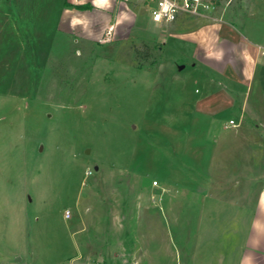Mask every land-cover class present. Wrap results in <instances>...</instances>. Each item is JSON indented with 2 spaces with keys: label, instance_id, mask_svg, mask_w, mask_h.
<instances>
[{
  "label": "rangeland",
  "instance_id": "obj_1",
  "mask_svg": "<svg viewBox=\"0 0 264 264\" xmlns=\"http://www.w3.org/2000/svg\"><path fill=\"white\" fill-rule=\"evenodd\" d=\"M59 1L0 0V264H221L262 202L264 102L201 78L200 33L230 59L264 0L162 26L142 0L81 6L36 58L27 24Z\"/></svg>",
  "mask_w": 264,
  "mask_h": 264
},
{
  "label": "crops",
  "instance_id": "obj_2",
  "mask_svg": "<svg viewBox=\"0 0 264 264\" xmlns=\"http://www.w3.org/2000/svg\"><path fill=\"white\" fill-rule=\"evenodd\" d=\"M112 3H115V0H60L57 2L52 14H46L39 19H32L34 21L27 25L29 26L30 48L34 49L33 51L37 53L35 57L46 60V53L53 49V44L58 36L64 38V34H73L77 30L80 19L79 12L77 11L79 6L91 5V7L105 9ZM263 8L264 6H262ZM259 15L263 14L260 13ZM252 17L254 15H251L249 19ZM247 26L248 23L246 22L245 29ZM207 28L212 30L213 27ZM228 30L227 27L221 25V28L217 29L215 43L218 40L225 41L222 35H224L225 31L228 32ZM231 32L233 35V42L231 43L233 46L232 57L230 59L222 58L221 60L218 59L220 56L217 50L220 46H225V43H217L218 47L210 45L208 43L210 36L207 34V30L200 33L199 50L203 63L200 67L201 78L206 79L208 84L209 82L216 81V79H222L226 83L247 84L248 89L251 87V92H248L251 101L257 99L260 102H264V37L256 36V33L252 30L244 32L245 34L241 33L242 36H239L236 31ZM209 52L216 53L214 54L216 59H213ZM38 54H44V56L40 55L38 57ZM10 95L9 86H6L0 92V96L6 98H9ZM225 129L229 130L230 128L225 126ZM9 131L10 129L7 128V135ZM261 201V203L252 207L253 221L247 225L246 235L242 238L235 236L231 238L230 242L228 241L230 244H233V247L226 250L227 255L221 264H264V191ZM151 211H153L152 208L149 212ZM145 223V219L142 216L136 221H131L129 226L143 227L146 225ZM230 250L232 252H228ZM122 255H125L124 252L120 256ZM76 257L78 260H81L80 253ZM112 258V253H109L108 257H105L107 261L112 260ZM118 259L115 256L114 260ZM214 263L215 261L212 258H209L206 262V264Z\"/></svg>",
  "mask_w": 264,
  "mask_h": 264
},
{
  "label": "built area",
  "instance_id": "obj_3",
  "mask_svg": "<svg viewBox=\"0 0 264 264\" xmlns=\"http://www.w3.org/2000/svg\"><path fill=\"white\" fill-rule=\"evenodd\" d=\"M131 0H115L126 3ZM222 0H142L148 6L152 20L159 25H171L182 18H208L220 6ZM234 120L227 124V128H236ZM66 219L71 218L67 211Z\"/></svg>",
  "mask_w": 264,
  "mask_h": 264
},
{
  "label": "trees",
  "instance_id": "obj_4",
  "mask_svg": "<svg viewBox=\"0 0 264 264\" xmlns=\"http://www.w3.org/2000/svg\"><path fill=\"white\" fill-rule=\"evenodd\" d=\"M78 8H83V7L79 6ZM84 8H85V7H84Z\"/></svg>",
  "mask_w": 264,
  "mask_h": 264
}]
</instances>
